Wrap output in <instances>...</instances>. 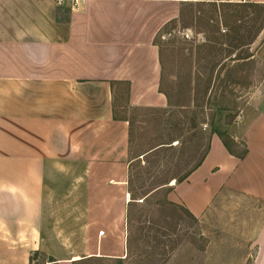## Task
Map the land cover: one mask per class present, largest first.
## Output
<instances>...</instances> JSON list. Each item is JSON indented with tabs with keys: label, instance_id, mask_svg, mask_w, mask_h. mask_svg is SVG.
<instances>
[{
	"label": "crops",
	"instance_id": "obj_1",
	"mask_svg": "<svg viewBox=\"0 0 264 264\" xmlns=\"http://www.w3.org/2000/svg\"><path fill=\"white\" fill-rule=\"evenodd\" d=\"M264 0H0V264H87L125 255L135 107H165L156 42L184 3ZM212 136L169 199L203 216L225 190L264 201V112ZM257 264H264V228ZM84 250V252H81ZM55 260V262H52Z\"/></svg>",
	"mask_w": 264,
	"mask_h": 264
},
{
	"label": "rangeland",
	"instance_id": "obj_2",
	"mask_svg": "<svg viewBox=\"0 0 264 264\" xmlns=\"http://www.w3.org/2000/svg\"><path fill=\"white\" fill-rule=\"evenodd\" d=\"M156 42L164 87L180 106L135 107L128 89L119 91V115L131 120L136 158L122 264H257L263 200L225 190L197 217L169 195L177 179L205 157L215 132L237 134V123L242 131L264 112V5L184 3ZM234 149L242 153L246 147L241 142ZM44 262L42 256L37 264Z\"/></svg>",
	"mask_w": 264,
	"mask_h": 264
},
{
	"label": "trees",
	"instance_id": "obj_3",
	"mask_svg": "<svg viewBox=\"0 0 264 264\" xmlns=\"http://www.w3.org/2000/svg\"><path fill=\"white\" fill-rule=\"evenodd\" d=\"M225 5H237V3H225ZM250 5H253V6H261V5H258V4H250ZM161 54H162V63H163V83H162V87H161V92L162 93H164L166 96H167V98H168V102H169V105L171 106V107H177V106H180V104L178 103V102H176L175 101V97H174V94L172 93V91H170L169 89H167V88H165L164 87V80H165V68H164V61H163V52H162V49H161ZM228 61H232V62H236L237 61V56L234 58V59H232V57H230L229 58V60ZM227 62V61H226ZM225 62V63H226ZM225 63L224 64H222V67L225 65ZM217 65V64H216ZM215 65V66H216ZM203 76H205L204 74H203ZM206 80L208 81V82H211V80H212V76L211 77H209L208 79L206 78ZM215 133H217V132H215ZM220 135V137L222 138V140H223V142H224V144H225V146L228 148V150L231 152V154H233V155H236V156H239V157H241V158H243L246 154H247V152H248V150H247V148L245 149V151L244 152H242V153H239V152H237L235 149H234V144H237V142L235 141V139H233L232 138V136H230V134H229V132L228 133H220L219 134ZM165 146H161V147H159V148H153L152 150V152H150L149 154H152V153H156V152H158L160 149H162V148H164ZM209 150H210V147H209ZM209 150H208V152H207V154L205 155V157L196 165V167L194 168V169H192V170H190L188 173H186L182 178H179V179H177V183H181V182H183L184 180H186L197 168H199L201 165H202V163L204 162V160H205V158H206V156L208 155V153H209ZM190 212V211H189ZM122 259H117L116 260V262H118V264H122V261H121ZM52 262H55V260H52Z\"/></svg>",
	"mask_w": 264,
	"mask_h": 264
},
{
	"label": "bare ground",
	"instance_id": "obj_4",
	"mask_svg": "<svg viewBox=\"0 0 264 264\" xmlns=\"http://www.w3.org/2000/svg\"><path fill=\"white\" fill-rule=\"evenodd\" d=\"M173 184H175V182Z\"/></svg>",
	"mask_w": 264,
	"mask_h": 264
}]
</instances>
